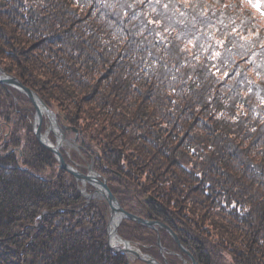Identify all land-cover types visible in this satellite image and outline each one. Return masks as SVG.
Wrapping results in <instances>:
<instances>
[{
	"label": "trees",
	"instance_id": "trees-1",
	"mask_svg": "<svg viewBox=\"0 0 264 264\" xmlns=\"http://www.w3.org/2000/svg\"><path fill=\"white\" fill-rule=\"evenodd\" d=\"M0 67L125 210L200 264H264V0H0ZM35 115L0 83V264H131ZM118 233L163 264L158 237L169 264L189 259L165 228L123 219Z\"/></svg>",
	"mask_w": 264,
	"mask_h": 264
},
{
	"label": "water",
	"instance_id": "water-1",
	"mask_svg": "<svg viewBox=\"0 0 264 264\" xmlns=\"http://www.w3.org/2000/svg\"><path fill=\"white\" fill-rule=\"evenodd\" d=\"M0 83L10 85V86L20 90L21 92L26 94L32 100V102L34 103V105L36 107L34 126H35V133H36L37 138L47 149L51 150L55 154L56 158L59 161V170H66L67 172L72 174L78 181H80L82 183V187L80 186V190L83 193V195H85L89 200H91L95 197H98V196H102L107 201V203L110 207V219H109L110 221L113 220L114 216H117V217H119V220H120L119 223H121V221L123 219H129V220L136 221V222L142 223L144 225H147V226H149L155 230H158L159 228H165L168 230V232L171 234V236L175 239V241L179 244V246L183 249V251L188 253V255L191 258V264H200L190 254V252L180 243V240H179L177 234L173 230H171L166 224L158 222V221L146 219L144 217H140L134 213H131V212L125 210L121 206V204L118 201V199L116 198V196L111 191L110 187L108 186L107 180L105 178H102L101 175L94 170L93 162H91L89 164L87 173H82L76 167H74L73 165H70L68 162H66V160L63 157V154L60 150L61 146L59 145L60 140L64 141V137H65L64 131H63L62 127L58 124V122L56 121L55 113L47 106V104L41 99V97L39 96V94L37 92H35L31 88L25 86L14 75L6 73V71L2 67H0ZM45 113L51 119H54V121H55L54 124L57 126V129L61 134V138H59L55 134L57 137V143L56 144H54L47 137L48 132L42 133L41 124H42V120H43V115ZM52 125H51V127H52ZM51 127H50V129H51ZM91 174H93L94 176H91ZM87 184H91L95 188V191L93 193H88L86 191ZM110 221H109V223H110ZM118 226L119 225L117 224V226L114 229V233L122 241L129 243L127 240H124L118 234ZM109 227H110V225H109ZM158 243L161 246L160 237H158ZM109 245L113 250L125 252L124 249L116 248V247H113L111 245V243H110V232H109ZM161 250L162 251L164 250V248L162 246H161ZM131 253L135 256V258L141 259L148 264H161L154 257L149 256V255L144 254V253H140V251L133 250V251H131Z\"/></svg>",
	"mask_w": 264,
	"mask_h": 264
},
{
	"label": "rangeland",
	"instance_id": "rangeland-1",
	"mask_svg": "<svg viewBox=\"0 0 264 264\" xmlns=\"http://www.w3.org/2000/svg\"><path fill=\"white\" fill-rule=\"evenodd\" d=\"M54 112V111H53ZM55 113V115H56V112H54ZM56 117V121L58 122V120H57V115L55 116ZM47 123V125H46V129L44 130V131H42V133H45V132H48L49 133V137L51 136V137H53L54 138V140L53 139H51L50 138V140L54 143V144H56L57 143V137H56V135H55V133L53 132V131H51L50 130V127H51V125H52V119L45 113L44 115H43V120H42V124H41V128H42V126H43V124H46ZM59 124V123H58ZM60 125V124H59ZM61 126V125H60ZM62 127V126H61ZM34 128H35V126H34ZM62 129H63V131H64V128L62 127ZM64 143H63V145H62V148H60V150L62 149L63 151H64V153L68 156V158H70V157H72V154L73 153H78L79 154V150H80V146H79V144L77 143V135H75L74 137L75 138H73V136H71V137H68L66 134H65V131H64ZM79 157H80V154H79ZM74 160H76V159H73L72 161H70V162H68L70 165H73L74 167H76L79 171H81V170H84V172H82V173H87V171H88V166H89V163L87 164V162L85 163V160H84V157H80V160H82V161H80V160H76V161H74ZM67 162V161H66ZM80 168H81V170H80ZM102 177V176H101ZM102 178H104V177H102ZM106 179V178H105ZM77 180V179H76ZM107 180V179H106ZM108 182V181H107ZM79 183H80V186L82 187V183L79 181ZM89 186H91L92 188H93V192L95 191V188L91 185V184H87V186H86V191L88 192V187ZM92 192V193H93ZM89 193V192H88ZM95 198H97V199H99V200H102V201H104L105 203H107V201L102 197V196H98V197H95ZM107 205H108V203H107ZM108 207H109V205H108ZM110 208V207H109ZM110 221V220H109ZM122 222V221H121ZM108 232H109V222H108ZM119 234V233H118ZM121 237V236H120ZM124 239V238H123ZM124 240H127V239H124ZM175 240V239H174ZM133 247H135L136 249H137V251H140V253H144L143 251H142V249H141V247H140V245L139 244H137V243H135V242H133V241H129V240H127ZM161 241V240H160ZM176 242V241H175ZM177 243V242H176ZM181 243V242H180ZM159 244V243H158ZM160 246V245H159ZM161 246H162V242H161ZM178 246H179V244H178ZM180 247V246H179ZM180 249L183 251V249L180 247ZM116 252H121V251H117V250H115ZM160 252H161V254L163 255V260L164 261H167V262H165L164 264H169V255L168 254H170L169 252L167 253V255H166V253H165V249L162 251L161 250V248H160ZM121 253H123V254H125V256L128 258V260H129V262L131 263V264H148V263H146L145 261H143V260H141V259H138V258H135V256L133 255V257L132 256H129V254H127V252L125 251V252H121ZM183 253H185V254H187V257L188 258H190V256L188 255V253H186L185 251H183ZM144 254H147V255H149V256H152L151 254H148V253H144ZM190 254H191V252H190ZM192 255V254H191ZM193 256V255H192ZM152 257H154V256H152ZM194 257V256H193ZM155 258V257H154ZM156 259V258H155ZM158 260V259H157ZM196 260V259H195ZM142 263H141V262ZM159 261V260H158ZM197 261V260H196ZM160 262V261H159ZM182 262H183V264H191V258L190 259H187L186 257H184V255H182ZM161 263V262H160ZM161 264H163V263H161Z\"/></svg>",
	"mask_w": 264,
	"mask_h": 264
},
{
	"label": "bare ground",
	"instance_id": "bare-ground-1",
	"mask_svg": "<svg viewBox=\"0 0 264 264\" xmlns=\"http://www.w3.org/2000/svg\"><path fill=\"white\" fill-rule=\"evenodd\" d=\"M55 121L54 119H52V127H51V131H53L59 138H61V134L60 132L58 131L57 129V126L54 124ZM47 137L50 139L49 137V133L47 134ZM63 141L60 140L59 142V145L61 146L62 148V145H63ZM91 176H94L93 174H91ZM120 220H119V217L117 216H114L113 220L110 221L109 225V232H110V243L113 247H116V248H120V249H124L127 254H129V256H132L133 257V254L131 253V251L135 250L137 251V249L135 247H133L130 243H127V242H124L122 241L118 236H116V234L114 233V229L115 227L118 225H120ZM119 228V226H118Z\"/></svg>",
	"mask_w": 264,
	"mask_h": 264
}]
</instances>
